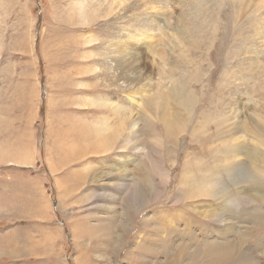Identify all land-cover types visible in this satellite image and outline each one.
Here are the masks:
<instances>
[{"label":"rangeland","instance_id":"rangeland-1","mask_svg":"<svg viewBox=\"0 0 264 264\" xmlns=\"http://www.w3.org/2000/svg\"><path fill=\"white\" fill-rule=\"evenodd\" d=\"M157 1L134 3L139 13L143 8L151 18L155 12L161 16L170 9L181 16L191 8L174 1L163 9ZM260 1L258 5L249 2L247 7L264 18V0ZM106 6V0H0V264H168V251L162 249L165 242L156 245L153 235L172 243L188 242L185 221L178 218L189 217L191 226L202 224L191 213L218 203L216 190L208 197L185 196L190 187L189 174L203 177L197 170L201 166L203 172L208 168L205 177L218 172L226 187L243 192L247 201L256 192L250 191L249 185L264 177V162L255 163L247 156L264 151L254 138L260 133L264 136L259 129L264 127V70L255 69L246 76L245 69L239 67L232 26L223 28L226 21L218 19L220 13L228 19L231 12L224 6H202L204 17L196 25L197 48L176 46L177 39L169 30L160 45H153L156 36L146 33L147 37L152 35V43L141 42L137 60L128 57L125 66L116 69L110 64L105 67L108 60L100 54V46L111 33L109 23L117 21V15L107 19V12H99ZM140 18L145 19L143 15ZM133 21L128 26L135 25ZM215 26L218 44L214 48L219 54L213 64L206 61L204 43H208L209 31L204 30L213 31ZM256 37L254 34L249 45ZM222 53L227 54L226 61ZM136 65L143 67L145 76L138 77ZM124 70L128 77L131 75L129 80L125 78L127 90L118 86L115 76ZM235 70L239 72L237 78L232 77ZM182 73L186 79L180 92L187 96L193 91L199 99L191 116L196 119L187 116L174 96L160 95L159 102L154 94L160 84L169 81L168 77L176 80ZM203 101L205 105H200ZM107 102L118 107L108 110ZM162 106L170 109L169 120L175 124L173 116L177 121L186 119L187 130L179 133L170 154L166 153L168 143L157 150L158 142L163 144L167 134ZM121 110H126L122 116ZM125 117L138 123L136 139L141 151H133L134 145L129 142L105 153L94 152L104 142L99 132L103 123L108 134L125 123L120 119ZM203 120L207 121L204 130H194V126L199 127L196 122ZM148 122L158 135L144 134L143 125ZM248 122L253 124L241 132L240 126ZM235 149L239 158L233 157ZM214 152L228 153L227 172L224 166L223 170L213 167ZM237 159L242 160L241 168L232 165ZM251 166L262 168L255 174ZM139 167L153 180V191L140 200L136 198ZM262 202L253 203L252 209L264 212ZM243 203L241 208L247 205ZM238 213L235 210L229 214L240 228L238 239L260 231L255 214L243 219ZM123 215L129 217L125 228ZM156 219L162 232L154 224ZM206 224L211 240H224L219 234L224 233L220 222L214 219ZM84 226L87 236L83 239L79 232ZM175 229L176 235L167 236ZM194 231L199 234L198 229ZM191 248L195 250L192 243ZM244 249H249L246 244ZM253 252H257L253 260L264 264V253ZM178 261L189 264L180 255Z\"/></svg>","mask_w":264,"mask_h":264},{"label":"bare ground","instance_id":"bare-ground-1","mask_svg":"<svg viewBox=\"0 0 264 264\" xmlns=\"http://www.w3.org/2000/svg\"><path fill=\"white\" fill-rule=\"evenodd\" d=\"M106 1L108 6H106L103 10H100L99 12L100 13L107 12L106 14L107 19H111L112 17L117 15L116 16L117 21L109 23L111 33L106 36L105 39L107 40H104L102 46H100V54L104 57V59L108 60L107 63H105L107 64L105 65V67H109L110 64L111 67H114L116 69H122L125 66L128 57L131 59L133 58L134 61H136L137 60L136 53L139 51L138 49L142 47L141 42L144 43L143 45H145V43L147 45H150L152 43V40L150 38L153 35L156 36L155 38H157L155 39L156 44L153 45H157V44L160 45L161 43L160 41L165 39V33L167 30L171 32V36L176 37L177 39V41H175L176 46L185 47V48L200 47V43H196L195 40L196 25L200 24L201 20L204 17L200 9L202 8L203 5H208L210 7L224 6L231 12L228 19H225L223 13L218 14V19L226 21L222 25L223 28L232 26V31L235 35L234 38L237 43V46L234 51V55L239 58L237 63L239 67L245 69L246 76L251 75L255 69L258 72L264 70V18L259 16V11L254 10V12H252L247 7V4L249 2H254L256 5L261 4L262 2L260 0H158L157 2H160L162 4L163 9L169 8L170 5L174 4V1H179L181 5L185 3L184 6L189 5L191 6V8L188 11L183 12L181 16L180 15L176 16V10L172 11L171 9L166 11L161 16H156L155 15L156 12H155L153 18H151L149 12H145V9L143 8L140 9V13H139V9L137 6H135L134 3L135 0H106ZM140 1L142 2L143 0ZM151 1L155 2V0H151ZM209 1L210 4H208ZM111 3L114 7L110 5ZM115 6H119V7L116 9ZM137 14L139 15V18L136 17ZM142 15L145 17V19L140 18V16ZM127 17H129L128 20L126 19ZM150 18L151 21L146 23V20ZM132 21H133L132 24L135 23L136 24L128 26V22L131 23ZM253 23H254V28H253ZM249 30H251V32H249ZM207 31H209L208 43H204V49L207 50L206 61L207 63L214 64L213 59H216L219 54V52L214 48L215 45L218 44L216 37L218 33V28L217 26H215V29L213 31H211L210 28L204 30V32ZM146 33L152 35L147 37ZM254 34L257 36L256 40L252 45H249V41L252 40ZM101 43L102 42L100 41V44ZM231 46L232 45L230 43L227 44V47L231 48ZM155 47L159 48L158 46ZM222 55L224 56L223 60L226 61L228 59L227 54L222 53ZM215 67L220 68V66L217 64ZM142 69H143L142 66L139 67L136 65L134 67V71L135 73L138 74V77L145 76V71H143ZM238 74H239L238 70H235L232 73V77L237 78ZM115 76L118 80V86L122 88V90H127L128 86L125 85L127 84L125 78L128 77L127 70H124L122 72L120 71L117 74H115ZM130 77L131 75L129 73L128 80L130 79ZM168 79L169 81L165 80V84L164 83L160 84L158 88L154 90V94H156L155 96L157 97V100L160 102V95L164 98H170V97L172 98V96H174L185 107L188 114L187 116L189 118H193L191 116L195 106L198 104L199 99L193 91H192V95L188 94L187 96H184L180 92L181 89L180 85L186 79L185 74L184 73L180 74L179 77L176 78V80L172 77H168ZM149 89L150 90L152 89V84L150 85ZM205 103L206 102L203 101L200 103V105H205ZM110 104L111 102H107V105H105V107H107L108 110H110L111 107L112 108L118 107L114 105L112 106ZM120 108L123 107H119V109ZM161 108L163 111V117H161V119L164 122L163 124H165L164 127H166L167 129V131L164 132L167 134L164 136V138H166V141L163 142V144L161 142H158L157 150L159 151V146L162 149L165 143H168L169 147L168 148L166 147L167 148L166 153H169L171 150H173L176 147V144L178 143L179 133H183V131H185L187 125L184 121L186 119L183 120L181 118L180 121H177L176 116H173V118H175L176 120L175 121L176 124H175L172 120H169L170 119L169 117L172 116L171 114L172 112L169 111L170 109H165L163 108V106ZM125 112L126 110H121L120 116L124 115ZM120 119L126 122L119 125L117 129H114L115 131H111L110 133L108 132V134H105L106 133L105 131H107L108 128L106 124L103 123V125L101 126L102 127L101 131L99 132L100 134L103 135L104 142L102 141L103 143L101 145L95 147L97 149L94 150V152L102 153L103 151L105 153L107 151L112 150L118 144H119L118 146H120L121 148L122 146L128 145L127 143L129 142L134 145L132 147L133 151H135V149L141 151L142 145L140 142H138V138L136 139V135L140 131V129L138 128L137 121H133L132 119L129 120L130 118L128 117H125L124 119L123 118ZM221 119L223 120L222 117ZM206 123L207 121H204L203 123L197 121L196 125L199 124V127L197 128L196 126H194V130L197 131L205 128ZM250 124H253V122H248L246 123V125L243 124L242 126H240L241 132L248 130ZM111 129L113 128L111 127ZM259 129L263 132L262 134H264V127L261 126L259 127ZM143 130L145 135L153 136L159 134L158 130H156L153 127V124L149 122L143 125ZM143 130L141 129V131ZM257 136L258 137H254V138L257 140L258 146L264 147V136H262L261 133ZM237 137L242 138L243 135H237ZM149 147L151 150H155V147L153 145ZM213 155L214 158L216 157L215 159H213L214 161V163L212 164L213 167L219 170H223L225 167L227 172L229 168L228 153L214 152ZM238 156L239 153H237V149H235L233 157L239 158ZM247 156H249L255 163L264 162V151L256 150ZM217 159L218 162L216 161ZM208 163H210V159ZM203 165H207V164H203ZM232 165L235 166V168H241L242 160L237 159L232 163ZM140 167L138 168L137 171L139 173L138 174L139 178L136 182L139 187V192H137L136 198H138L139 200L142 197H144V195H149V193L153 191V185H152L153 180H151V177L148 176V173L145 172L144 170H141ZM202 167L204 166L199 167L197 170H199V172L202 173L203 177H196L195 172L194 174H189L190 187L187 190L185 196L188 195L192 196L191 194H198L199 196L203 195L204 197H208V195H211L213 193V190H216L217 193L219 194V196L217 195L218 203L214 202L213 206L208 207L203 211L201 210L200 212L191 213L197 215V217H199L202 220V224L195 223L191 226L192 219H190L189 217L178 218V220L183 219L185 221L184 232L187 235L189 243L186 242V240L185 241L182 240L179 243L174 242L175 243L174 244L170 241H167V239L164 240V238H161L162 236L157 237L154 235H153L154 238L153 241L155 242L156 245L164 244L163 241L165 242L166 245H164L162 249L168 251L166 253V257H168V259H170L171 262L168 264H175V263L178 264L179 255L182 257V259L189 262V264H202L201 261H203L205 264H231L234 263L235 260L236 261L238 260L237 264H257L255 260H253L254 259L253 254L255 255L257 252H253V251L259 250L260 253H264V245L262 243L264 242L263 241L264 212L258 210V208L252 209V204L263 203L262 201H264V191L261 188L262 184L264 183V177H259V183L253 185H249L247 182H245V180H243L245 183L249 185L251 189L250 191L256 190V192L254 193L255 197L253 198L254 196L253 195L251 198L252 200L250 199V201H247L246 195L243 192L232 191L230 188L228 189L226 185L222 182V180H220L221 176L218 172H211L205 177V171L208 170V168H206V170L203 172ZM251 167H253L256 170V171H251L255 174H258V171L261 170L262 168L261 166H251ZM213 175H216V178H211ZM240 181L242 180H236V182L238 183ZM244 199L246 200V202L244 201ZM241 202L247 203V205L246 206L244 205L245 207L241 208L240 207ZM250 203L251 206H249ZM235 210L239 211L238 217L243 219H246L251 214H255L257 218H259L258 228H260V231L258 233H252L250 237L243 236L240 239H238L237 231H240V228L236 227L235 224L236 221H234V217L233 218L229 217V214L232 215L233 211ZM123 219L124 220L122 223V227L125 228L126 222L128 221L129 217L123 215ZM147 219L149 220L150 218H146L145 220L148 221ZM214 219L220 222L221 224L220 226L224 229V233L223 231L219 233L224 238V240L222 241L219 240L218 238L212 240L211 238H209L210 236L208 235V230H207L209 228L206 222L208 223ZM251 219L256 220V217L251 216ZM204 220H206V222H204ZM154 224H157L159 226L158 231L162 232L161 225H159L160 221L158 222V220L156 219ZM196 224L199 227H197ZM85 227L86 226L82 227V230L79 232L82 235L83 239L87 236ZM194 229H198L199 234L196 231H194ZM230 234H232V236ZM168 235H176V229L169 232L167 236ZM202 237H206V239H203ZM180 238L182 239L183 235ZM241 242L243 243V246ZM112 243H114V238ZM191 243L195 245V250L193 251L192 248L190 251ZM103 244L100 246H103ZM245 244L249 249L246 250L244 249ZM174 246H176L175 249L176 252L174 251ZM147 248L148 247L144 246L145 251H147ZM149 250L152 251L151 246L149 247ZM164 263L166 264V262Z\"/></svg>","mask_w":264,"mask_h":264},{"label":"crops","instance_id":"crops-1","mask_svg":"<svg viewBox=\"0 0 264 264\" xmlns=\"http://www.w3.org/2000/svg\"><path fill=\"white\" fill-rule=\"evenodd\" d=\"M77 236H78V239H81V238L79 237V235H78V232H77ZM80 242H81V240H80ZM86 242H87V238L85 239L84 243H86Z\"/></svg>","mask_w":264,"mask_h":264},{"label":"trees","instance_id":"trees-1","mask_svg":"<svg viewBox=\"0 0 264 264\" xmlns=\"http://www.w3.org/2000/svg\"><path fill=\"white\" fill-rule=\"evenodd\" d=\"M71 264V263H70Z\"/></svg>","mask_w":264,"mask_h":264}]
</instances>
